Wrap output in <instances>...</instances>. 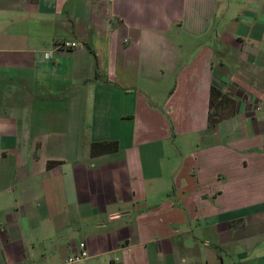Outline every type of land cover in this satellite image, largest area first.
Wrapping results in <instances>:
<instances>
[{
  "label": "crops",
  "instance_id": "obj_1",
  "mask_svg": "<svg viewBox=\"0 0 264 264\" xmlns=\"http://www.w3.org/2000/svg\"><path fill=\"white\" fill-rule=\"evenodd\" d=\"M212 85L235 103L208 126ZM80 241L264 264V0H0V264Z\"/></svg>",
  "mask_w": 264,
  "mask_h": 264
},
{
  "label": "trees",
  "instance_id": "obj_2",
  "mask_svg": "<svg viewBox=\"0 0 264 264\" xmlns=\"http://www.w3.org/2000/svg\"><path fill=\"white\" fill-rule=\"evenodd\" d=\"M234 99L229 97L227 94L223 93L221 90L216 88L215 86H211L210 88V106L208 112V126H212L216 124L221 118H223L226 114L224 112V106L230 104L231 107H234ZM223 107V110L221 107ZM113 143V149L118 148L117 142ZM108 142L105 143H93L91 145V153L95 154L99 151L106 150ZM96 146H102V149L96 150L94 149Z\"/></svg>",
  "mask_w": 264,
  "mask_h": 264
},
{
  "label": "built area",
  "instance_id": "obj_3",
  "mask_svg": "<svg viewBox=\"0 0 264 264\" xmlns=\"http://www.w3.org/2000/svg\"><path fill=\"white\" fill-rule=\"evenodd\" d=\"M62 46L72 47L73 48V47L77 46V43L76 42L65 41V42L62 43ZM50 56H51V52H46L44 54L45 58H49ZM87 256H88V250H87L86 244H85L84 241H80L78 243V251L75 254L69 256L65 260V262H66V264H72V263H74L76 261H79L81 259L86 258Z\"/></svg>",
  "mask_w": 264,
  "mask_h": 264
},
{
  "label": "rangeland",
  "instance_id": "obj_4",
  "mask_svg": "<svg viewBox=\"0 0 264 264\" xmlns=\"http://www.w3.org/2000/svg\"><path fill=\"white\" fill-rule=\"evenodd\" d=\"M231 110V105L230 104H227L224 108V112L227 113V112H230Z\"/></svg>",
  "mask_w": 264,
  "mask_h": 264
}]
</instances>
